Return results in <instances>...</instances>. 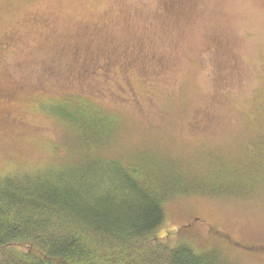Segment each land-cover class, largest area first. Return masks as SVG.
<instances>
[{
	"label": "rangeland",
	"instance_id": "obj_1",
	"mask_svg": "<svg viewBox=\"0 0 264 264\" xmlns=\"http://www.w3.org/2000/svg\"><path fill=\"white\" fill-rule=\"evenodd\" d=\"M9 2H0L8 19L0 26L15 32L0 44V180L75 171L79 146L70 133L81 123L57 103L68 92L125 118L111 138V127L104 130L118 173L117 159L134 160L138 170L166 169L171 157L197 164L201 156L235 150L226 134L240 127L233 110L246 107L257 86L264 0H185L196 28L181 38L172 31L164 46L156 43V0ZM212 42L220 51L212 52ZM143 49L151 61L141 60ZM231 163L226 169L232 171ZM183 188L164 210L163 241L177 242L188 228L183 239L206 250L215 231L220 242L211 245L230 262L264 264V188L224 195Z\"/></svg>",
	"mask_w": 264,
	"mask_h": 264
},
{
	"label": "trees",
	"instance_id": "obj_2",
	"mask_svg": "<svg viewBox=\"0 0 264 264\" xmlns=\"http://www.w3.org/2000/svg\"><path fill=\"white\" fill-rule=\"evenodd\" d=\"M156 4V43L170 45L172 31L181 38L188 29L195 30L194 9L185 0H156ZM6 15H0V23L8 21ZM14 34L0 26V44L1 37ZM212 50L220 51L219 45ZM143 51L141 60H148L147 50ZM167 52L161 51L165 62ZM57 103L81 123L70 133L79 146L72 155L78 160L71 161L75 171L0 180V264H233L227 253L222 256L211 245L220 242L215 231L209 249L198 250L182 237L188 228L179 231L181 237L173 244L159 237V229L167 203L184 195V185L205 188L212 195L264 188V52L258 56L257 86L251 98L246 107L233 110L240 127L226 135L235 150L215 151L216 158L201 156L197 164L171 157L170 168L153 164L150 170H138L134 160L116 158L115 163L123 166L118 173L111 167L104 130L111 127V138L125 118L78 93L58 95ZM229 163H234L232 171L226 169Z\"/></svg>",
	"mask_w": 264,
	"mask_h": 264
}]
</instances>
